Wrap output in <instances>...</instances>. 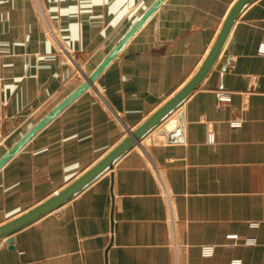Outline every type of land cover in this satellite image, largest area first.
I'll list each match as a JSON object with an SVG mask.
<instances>
[{
    "label": "crops",
    "instance_id": "crops-1",
    "mask_svg": "<svg viewBox=\"0 0 264 264\" xmlns=\"http://www.w3.org/2000/svg\"><path fill=\"white\" fill-rule=\"evenodd\" d=\"M155 1L0 0V159ZM236 1L166 0L0 170V226L70 185L173 97ZM262 47L264 0H254L185 103L12 245L0 240V264H264Z\"/></svg>",
    "mask_w": 264,
    "mask_h": 264
},
{
    "label": "water",
    "instance_id": "water-1",
    "mask_svg": "<svg viewBox=\"0 0 264 264\" xmlns=\"http://www.w3.org/2000/svg\"><path fill=\"white\" fill-rule=\"evenodd\" d=\"M166 0H156L136 21L130 30L124 35L121 41L112 49V51L103 59L95 71L87 76L85 81L52 111H50L42 120H40L32 129H30L1 159L0 170L15 156L38 132H40L48 123L57 117L74 100L88 90L110 63L119 55L121 50L139 31V29L150 19V17L160 8ZM254 0H237L228 12L225 21L219 31V34L211 47L207 57L192 78L168 101L158 108L150 117H148L139 127L130 132L119 144L111 149L95 165L73 181L70 185L50 197L43 203L30 209L26 213L8 221L0 226V240H5L9 245L14 242L13 235L22 228L37 221L41 217L51 213L70 201L77 194L99 179L106 171L110 170L114 163L126 152L131 150L136 143L144 138L149 132L156 128L170 114L175 112L191 96L196 88L205 79L215 62L222 53L225 45L229 41L234 24L243 10Z\"/></svg>",
    "mask_w": 264,
    "mask_h": 264
},
{
    "label": "built area",
    "instance_id": "built-area-1",
    "mask_svg": "<svg viewBox=\"0 0 264 264\" xmlns=\"http://www.w3.org/2000/svg\"><path fill=\"white\" fill-rule=\"evenodd\" d=\"M261 53L264 54V47L261 48ZM219 100L220 101H228V100H230V95L226 92H220L219 93ZM205 251L210 254V253H212L213 249L211 247H209Z\"/></svg>",
    "mask_w": 264,
    "mask_h": 264
}]
</instances>
